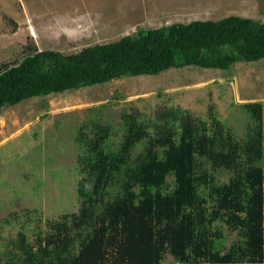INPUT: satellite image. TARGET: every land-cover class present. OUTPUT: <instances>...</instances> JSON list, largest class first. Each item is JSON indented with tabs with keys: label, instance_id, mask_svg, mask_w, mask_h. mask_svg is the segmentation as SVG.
Instances as JSON below:
<instances>
[{
	"label": "trees",
	"instance_id": "1",
	"mask_svg": "<svg viewBox=\"0 0 264 264\" xmlns=\"http://www.w3.org/2000/svg\"><path fill=\"white\" fill-rule=\"evenodd\" d=\"M262 59L264 21L241 16L140 30L71 55L34 49L0 65V110L123 77ZM240 107L243 136L215 111L207 120L175 106L146 119L123 111L115 129L92 109L76 135L77 210L37 226L32 241L20 232L0 264H264V103Z\"/></svg>",
	"mask_w": 264,
	"mask_h": 264
},
{
	"label": "rangeland",
	"instance_id": "2",
	"mask_svg": "<svg viewBox=\"0 0 264 264\" xmlns=\"http://www.w3.org/2000/svg\"><path fill=\"white\" fill-rule=\"evenodd\" d=\"M231 16L264 21V0H0V65H16L34 49L71 55L140 30ZM249 102L264 103V59L236 63L229 71L184 67L123 77L2 108L0 259L20 232L32 241L37 226L46 231L48 221L77 210L76 135L92 109L115 129L123 111L146 119L175 106L202 120L215 111L243 136L250 118L240 105ZM230 176L221 171L220 181Z\"/></svg>",
	"mask_w": 264,
	"mask_h": 264
}]
</instances>
